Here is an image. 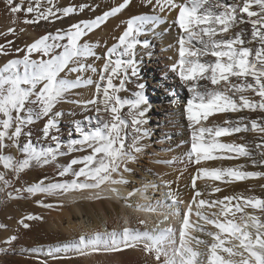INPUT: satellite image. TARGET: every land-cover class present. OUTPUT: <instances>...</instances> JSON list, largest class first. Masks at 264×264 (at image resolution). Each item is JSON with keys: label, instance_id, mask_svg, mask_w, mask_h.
Instances as JSON below:
<instances>
[{"label": "snow or ice", "instance_id": "obj_1", "mask_svg": "<svg viewBox=\"0 0 264 264\" xmlns=\"http://www.w3.org/2000/svg\"><path fill=\"white\" fill-rule=\"evenodd\" d=\"M7 3L11 13L22 10L19 4L13 3V0H7ZM49 3H52V0H49ZM130 4L131 0H122L94 19L78 21L71 24L67 30L57 29L55 35L46 33L26 46L22 58L11 59L0 67V150L8 147L5 144L7 139L13 142L24 157L17 161L11 155L0 154V163L5 169H11L17 179L19 173L30 166L54 164L58 157L64 154L58 136L59 118L63 113L57 110V105L66 100L71 90L95 84V94L91 99L83 102L71 101L80 105L84 111L91 107L96 113L95 117L85 118L88 121L86 126L81 121L74 122L79 138L69 142L67 151L69 153L88 151V154L73 158L57 173L61 178L70 175L72 179L46 183L48 178L44 177L26 189H16L17 193L27 191L32 195L42 193L62 196L74 191L103 190L107 187L113 194L119 195L115 186L128 183L124 178V173L132 172L128 164L137 161L147 147L143 141L149 135L145 125L148 122L146 114L150 106L143 91L145 84L139 82L140 68L135 50L141 44L144 48L149 47L148 41L141 42L138 39L140 35L146 32L155 33L160 23L167 22L164 17L156 14L157 9L159 13L173 11L177 13L173 24L179 29L176 40L178 59L170 68L191 94L184 105V111L188 127L191 129L190 151L187 158L190 163L197 166V176H194L192 181L193 189L196 190V179L200 174L216 181H222L226 177L235 181L264 177V172L240 170L243 166L211 169L200 167L202 161L217 159L218 157L214 155L217 152L251 156L245 145L221 142L218 138L248 130L264 134V117L251 120L250 129L248 124L244 123L246 118L243 116L239 117L236 126H232L233 122L228 120L224 122L229 125L227 127L215 124L204 126L202 123L216 113H235L241 109L253 111L259 109L264 112V0H241L240 3H228L225 0H145L146 6H151L154 14L137 15L128 19L125 31L118 38V44L107 50L99 80L93 81L91 77L84 78L82 75L68 79V73H83L89 69L93 73L97 72L93 64H85L83 61L88 57L97 60L100 57L96 55L93 45L87 41L81 43V40L87 33L99 28L108 17L121 13ZM253 6L258 10H253ZM54 7L55 5L40 12L37 0L36 8L29 6L26 10L28 13L35 11L37 13L35 18L26 20L25 23L36 24L50 18L58 20L61 17L57 13L67 17L77 11L74 6L55 8V11ZM80 7L83 9L86 6ZM244 24L251 25L250 41L244 38L247 34ZM230 29L233 30L232 35H228ZM14 31L15 29L9 28L7 34ZM65 38L66 43H62ZM252 41L259 44L254 54L253 49L245 46ZM12 43L7 42L9 47L0 45V53L9 55ZM15 51L19 53L21 49ZM33 53L40 54V58L33 59ZM116 54L126 59L113 60L111 57ZM62 73L64 75H61ZM249 77L251 82L247 79ZM230 78L240 82H234ZM114 80H119V83H114ZM129 84L135 85L131 95H120L130 91ZM248 90L255 93L259 100L244 95ZM234 97H238V100ZM40 119L45 120L43 138L50 139L55 147H38L33 144L30 126ZM93 119L96 121L95 127L91 123ZM21 136L26 138L22 146ZM256 148L264 149V138H261ZM260 155L264 156V151H261ZM224 158L235 157L229 155ZM252 163L264 165V159L260 161L253 159ZM75 165L82 166L76 170L73 167ZM11 184L12 181L6 178V173L0 172V192H4ZM165 185L169 189L167 196L172 201L171 215L178 216L179 205L183 201L171 191V182H165ZM212 191L215 193L221 189L216 187ZM133 194L129 192L128 197ZM199 195L201 193L196 191V196ZM7 196L12 198V193L8 192ZM193 199L195 200V197ZM234 199H243L244 206H251L264 213V198L226 196L210 204L200 199L195 215L204 223H197L195 231L211 237V244L195 236L189 239V230L193 228L190 223L192 205L189 204L179 228L178 247L175 246L176 232L171 226L152 231L147 229L141 231L138 227L126 226L119 230L82 233L71 242L54 251L50 250L49 255L58 258L56 253L70 251L79 257L113 256L142 247L146 255L154 258L156 264H264V220L254 214L242 215L239 223L229 219V213L235 217L236 212H243L241 204L237 203L234 206L231 204ZM37 203L45 208L59 207V204L43 201ZM206 204L210 207L216 205L222 207L219 213H213L212 217H209L200 210ZM143 210L156 211L151 205H145ZM221 216L223 220L220 219ZM36 219L42 217L29 214L19 223L28 228L30 225L25 221ZM168 219V216L164 218L165 221ZM138 223L145 225L146 221L139 220ZM206 225H213L218 231H208ZM229 237L239 241V244L226 246ZM17 238L13 235L5 240V244H11ZM193 241L196 245H206L207 251L194 249ZM166 244L172 246L171 250L165 247ZM8 250L0 249V253Z\"/></svg>", "mask_w": 264, "mask_h": 264}, {"label": "bare ground", "instance_id": "obj_2", "mask_svg": "<svg viewBox=\"0 0 264 264\" xmlns=\"http://www.w3.org/2000/svg\"><path fill=\"white\" fill-rule=\"evenodd\" d=\"M68 1L69 0H65V4H67ZM80 1H82V3H93L97 5L98 9L97 11L95 10L96 12L91 11V15L90 13L85 14L86 16H84V18L86 19L91 18L92 15L99 16L103 12H105V9H111V6L114 7L122 2V0ZM133 2L135 5H138L140 7L139 10L130 12L127 11L128 9H125L121 13H117L111 18H108L99 28H97V31L87 37V39H85L84 41H87L88 43L93 45L94 51H98L100 49L108 50L113 45L118 44V38L125 31L127 21L130 17L143 14H154V12L149 11V6H146L145 0H136ZM0 9H2V7ZM2 14L3 13H0L1 23H3ZM176 14L177 13L175 11L171 13H162L167 22L160 23L155 33L146 32L145 34L140 35L138 39L141 42L148 41L149 47L144 48L141 44L137 46L135 51L136 60L140 68L139 82L145 84V88L143 91L147 96L150 106L149 111L146 114L148 122L145 127L148 130H156L155 134H157V140L153 144L150 142L149 136L143 141V143L147 145L145 150H147V148H150L152 152L158 153L160 151V148H156L155 146L169 145L170 147L172 146L173 148H175V151H177L176 153H181L180 158L186 161L188 160L187 153L190 151L191 129L188 127V121L186 120L184 111V105L186 102L181 103L180 101L182 99H178V97H176V86L178 88V92H180V90H183L186 93L187 89L179 80V78L171 71L170 68V65L173 63V61L176 62V60L178 59L176 40L179 34V29L173 24V21L176 18ZM24 17L28 18L29 16L27 17L26 15H24ZM24 20L25 19H23V21ZM4 23L6 25V27L4 28L7 29L8 27H15V29L18 30L23 29L24 35L22 34V40H25V50L23 49L24 52L22 50V53L19 52L20 54L10 53L9 55H5V57L2 58L0 62V66H3L7 61L11 59L22 58L25 55L27 45L31 44L36 38H39L46 33H52L53 35L56 34V31L58 29L57 25L52 27H46L43 25L32 26L31 24L26 25L25 22L23 23L19 17H15L14 15H11L8 18L6 16V18H4ZM248 25L251 28V25ZM247 27L248 26H246L245 28ZM166 29H168V31H165ZM11 38L12 35H2V39L4 41L10 40ZM1 41L0 45H3L4 42H2L1 44ZM6 43L7 42H5V44ZM170 45L171 47H169ZM14 50L11 52H15ZM120 50H122V47ZM57 52H59V50H57ZM32 58H40V54L33 53ZM111 58L113 60L117 58L126 59V57H118V54L113 55ZM102 61L103 62L101 64L98 62L100 66L98 68V75L95 81L99 80L100 69L105 62V58ZM61 75L64 74L62 73ZM77 75L79 74L68 73V79H75ZM82 76L84 78H92V75H90V69L87 71V75L84 72ZM114 83L118 84L119 80H114ZM93 85L94 86H81L71 90L66 97V100L57 105V110L62 111L63 113V115L59 118L60 122L58 136L62 145L61 151L64 154L60 155L54 164L48 165V171L45 172V174L48 173L47 181L49 182L72 179L70 175L61 178L57 175V173L62 166L68 165L73 158L88 154V151L69 153L67 151V145L72 139L79 138V134L75 131L74 122L81 121L86 126L88 125V121L85 118L96 116L94 109H92L91 107H89L87 111H84L80 105L71 102L72 100H79L83 102L91 99L95 94V84ZM172 86H175L174 91ZM128 88L130 90L128 93H120V95L130 96L131 91L135 90V85L129 84ZM190 95L191 94L188 92V99L190 98ZM181 97L184 98L183 95ZM44 122V119H40L35 121L30 126V131L32 133L31 140L33 144L38 147H55L54 142H52L50 139L43 138L42 129L44 126ZM91 123L92 126L95 127V119H93ZM170 133H173V135L171 137H168L169 135H171ZM260 135L261 138H264V134L260 133ZM6 141H8V143L10 144L8 145L9 149L11 146L12 150L8 155L15 157L17 161L22 160L24 158L23 154L18 150L13 142L7 139L5 140V142ZM166 141H168V143ZM24 142H26V138L24 136H21V146ZM260 142L261 139L259 143ZM145 150L139 155V158L145 157ZM261 151H264V149H259V153L256 156L257 161L264 159V156L260 155ZM160 156L156 154L154 160L163 159ZM139 158L137 161L130 162L128 164V167L132 169V172L124 173V178L128 181V183L115 186L119 191L118 196L113 194L107 187H105L103 190L74 191L70 194H65L62 196L49 195V201L59 204V206L61 207V210H59L61 212H49L44 207H39V210L42 211L41 213L45 215V218L36 219L33 222L32 227L28 231L22 230V228L17 225V227L14 228H16L18 231L12 228L14 231L9 230L8 232H6V235H8V233H11V236L15 235L18 238L10 244V248L8 251H6V254L2 255V253H0V264H44V262H47V264H156L154 258L152 256L146 255L142 247L138 249L128 250L124 253L113 256L91 255L79 257L74 253L67 251L56 253V257L58 258H54L53 256L49 255V251H54L56 248H59L64 244L71 242L74 238H77L82 233H92L96 230H119L126 226L133 228L138 227L141 231H144L145 229H147L148 231H152L157 228L162 229L171 226L176 232L175 246L178 247L179 228L181 226L184 211L187 209L189 204L192 205L190 223L193 225V228L189 230V239L192 236H195L199 237L200 239L206 240L208 241V244H211V237L207 236L203 232L195 231V225L197 223H204L195 215L199 200L204 199L208 201L209 204L211 203L209 201L211 193L208 191V187L205 185V181L200 178V180H196V190H194L192 187L193 180H189L188 171L185 169V166L182 167V170L176 169V171H174L173 169L171 171L167 167L158 165L157 162H151L149 165L143 164L140 162ZM1 165L2 167H0V172L6 173V178L12 180V178L15 177L16 174L11 169H5L2 163H0V166ZM81 166L82 165H75L73 167L78 170ZM257 166L259 167L258 171L264 172V165H260L259 163H257ZM36 172L38 173V171ZM39 174L41 173L39 172ZM165 182H171V191L174 192L181 201H183V203L179 205L180 215L178 216L171 215L172 209L170 205L172 201L167 196L169 189L168 187H166ZM257 183V186H259L258 198H264V179ZM215 184L216 183H214V185ZM152 185H158V187H152ZM196 191H199L201 195L196 196ZM129 192H133L134 194L131 197H128ZM38 194L39 195L37 196V198L40 200L46 197L44 196L46 194ZM194 197L195 200L193 199ZM209 204L204 205L202 208H200V210L209 217H212V214L214 212L213 208L210 207ZM145 205H151L156 209V211L150 212L143 210ZM166 216L169 217L167 221L164 220ZM259 217L264 220V213H262L260 210ZM139 220H145L146 224L140 225L138 223ZM125 221H127V223H125ZM205 227L208 231H218L213 225H206ZM238 242L239 241H234L233 244L237 245ZM192 246L194 249H197L201 252L207 251V247L204 244L196 245L193 241ZM226 246L232 245H229L226 242ZM31 247L35 249L37 248L38 253L36 256L39 257L40 260H37L38 258L33 259L31 256L29 257V259L23 257V252L26 251L25 254H29L28 251L32 249ZM165 247H168L169 250H171L172 246L166 244Z\"/></svg>", "mask_w": 264, "mask_h": 264}, {"label": "rangeland", "instance_id": "obj_3", "mask_svg": "<svg viewBox=\"0 0 264 264\" xmlns=\"http://www.w3.org/2000/svg\"><path fill=\"white\" fill-rule=\"evenodd\" d=\"M133 1H136V0H131L130 6L128 8H126V10L128 9L127 11L135 12V11L140 9V7L138 5H135ZM225 2H228V3H240L241 0H225ZM13 3L14 4H19L21 6L22 10L17 12V13H11L10 10H9V7H8L7 0H0V8L2 7V9H0V13H3L2 14L3 15V17H2L3 18V20H2L3 23H1V21H0V33L6 32V33H4V35L7 34V30L9 28H11V27H8V29L4 28V27H6V25L4 23V18H6V16H7V18L10 17L11 15H14L15 17L17 16L24 23L25 20H27V19L28 20H33L35 18L36 14H37L35 11L33 13H28L26 11L29 6H32V7L36 8L37 7V0H13ZM65 3H66L65 0H52V3H49V0H39V11L40 12L46 11L49 7H52L53 5H55V7L53 8L54 11H55V8L63 9L65 7H68V6L76 7L77 11L75 13L70 14L67 17H64L61 13H57V15H59L61 17L58 20H56L54 18H50L48 21H40L39 23L31 24V25L32 26L33 25L34 26L35 25L36 26L37 25H43V26H46V27H52V26H56L57 25L58 29L67 30L68 27L71 24L77 23L78 21H82V20H91V18H93V17L95 18L96 17V15H92L91 18H87V19L84 18V16H86L85 14L90 13V15H91L92 12H96L97 11L98 8H97L96 4H93V3H82V1H80V0H69L67 4H65ZM82 5L86 6V7L81 9L80 6H82ZM109 9H105V11L106 10L108 11ZM148 9H149V11L153 12V8L151 6H149ZM253 10H258V9H256L255 6H253ZM6 13H7V15H6ZM156 14H159L160 16L164 17L162 15V13H159L158 9L156 10ZM24 15H26L27 17L29 16V17L25 18ZM111 17L112 16H110L108 18H111ZM23 19H25V20L23 21ZM245 19H247L246 15H245ZM27 24H29V23H26V25ZM50 24H51V26H50ZM245 25H243L244 28L246 26L249 27L248 24L246 26ZM248 27L245 28L247 30V34L244 37L246 41H250L251 40V35H250L251 28L249 27V29H248ZM13 29H15V27ZM95 31H97V29H94L92 32L87 33L86 37L82 38L81 43L84 42V40L87 39V37H89ZM248 32H250V33H248ZM22 34L24 35L23 29H20V30L15 29L14 33L7 34V35H12V38H13V39L11 38L12 40L10 39V40H7V41L6 40L4 41L2 39V35H0V37H1L0 39L2 40V41L0 40L1 44H2V42H4L3 45H5V47H8L7 43L5 44V42L12 41L13 43L10 45L11 51H13L16 48V49H21L20 53H22V50L24 49V45H25L24 44L25 40H22L23 39L22 38V36H23ZM232 34H233V30L230 29L228 35H232ZM66 39L67 38H65L64 42L62 41V43H66ZM245 46H248L251 49H253V54H254V50L257 47H259V44L256 41H252L251 43H246ZM24 50H23V52H24ZM106 51H107V49H104V50L100 49L98 51L95 50L96 55L99 56L100 59L97 60L94 57H88V58L84 59V61H83L85 64H93L97 68L96 74L93 73L90 70V75H92V80L93 81H95L97 79L98 68H99L100 64L103 62L102 60L106 57L105 56L107 54ZM105 52H106V54H105ZM10 53L13 54V53H17V52L15 51V52H10ZM20 53H18V54H20ZM4 57H5V55L0 53V62H1L2 58H4ZM252 58L253 57H250V59H252ZM95 62H96V64H95ZM174 62L175 61H173V63ZM70 65L72 66V64H70ZM73 66H76V65H73ZM0 67H2V66H0ZM87 71H85L86 75H87ZM77 74L82 75V74H84V72L81 73V74L80 73H77ZM230 79H232L234 82H240V81H236L235 78H230ZM247 79L249 80V82H251V78L250 77L247 78ZM92 86H94V85H92ZM174 87L175 86H172L173 91H174ZM176 89H177L176 97H178V99H182L180 101L181 103L186 102L188 97H189L187 90H186V93H185L183 90H180V89H179L180 92H178L177 86H176ZM182 95H183L184 98L181 97ZM244 95L249 96L250 98H252L254 100H259V97L255 93H253L251 90L246 91L244 93ZM234 98H236L238 100V97H234ZM263 114H264V112L260 111L259 109L255 110V111L249 110V109H241L240 111L235 112V113H227V114L216 113L213 116H210L208 118L209 121H202V123L204 124V126H212L213 124H215V125L227 127L229 125L225 124L224 122L226 120H228V121H232L233 122L232 126H236V122H238L239 117L243 116V117L246 118L244 123L248 124V127L250 129L251 128L250 121L251 120H259L260 117H264ZM242 126L243 125H241V127ZM155 131L156 130H154V129H153V131L151 129L148 130V133H149L148 136H149L150 142L152 144L157 140V138H156L157 134H155ZM170 134L171 135H169L168 137H171L173 135V133H170ZM206 138H207V134H206ZM218 139L221 142H225V143H235L237 145H245L249 149V151H251V156H248V157L239 156L237 153H234V152L233 153H227V152L219 153V152H217V153H214V155H216L218 157L217 159L212 160V161H202L201 164H200V167H205V168L211 169V168H229V167L235 168L237 166H243V167L240 168V170H242V171L260 172V171H258L259 167L257 166V164L253 165V163L251 162L253 159L257 160L256 156L259 153V149L256 148V145L259 143V141L261 139V135H260L259 132L251 131V130L241 131V132H238V133H232L231 135H228V136L220 137ZM166 142L168 143V141H166ZM5 144L6 145H10L8 143V141H6ZM155 147L156 148H160V151L158 153H156V152H152V150L150 148H147V150H145V157L139 158L141 163L149 165L151 162H157L158 165H160L162 167L163 166L167 167L171 171L173 169H174V171H176V169L177 170H180V169L182 170V167L185 166V169L188 171L189 180H191V179L193 180V177L197 176V166L192 164V163H190L189 160H186V161L182 160L180 158V156H181L180 154L181 153L180 154H179V152L176 153L177 151H175V148H173L172 146L170 147L169 145L168 146H165V145L164 146H155ZM11 151H12L11 150V146H10V149H9V146H8V147H5L4 149L0 150V154L8 155ZM156 154L158 156L161 155L160 157H162L163 159L154 160L155 159L154 157L156 156ZM229 155L232 156V157H235V158H231V159L224 158L225 156H229ZM159 161H170L171 163H163V162H159ZM175 162H177V163H175ZM0 167H2V165ZM40 170L44 171V172H41ZM36 171H38V173ZM47 171H48V165L30 166L28 169H25L24 171L19 173L18 179L16 178V176L13 177L12 180L10 179L12 181V184L9 186V188L6 189L4 192H0V249H5V248L9 249L10 248V244H5V240L7 238L11 237V233L10 234L8 233V235H6L7 234L6 232H8L9 230L16 229L14 227H17V225H19L22 228V230L28 231L32 227L33 222L35 221V220H26L25 222L28 223L30 225V227L24 228L22 226V224L19 223V221L21 219L25 218L29 214L45 218V215L43 213H41L42 211L39 210V207H43V206L38 204L37 201H43L44 203L56 204V203H54L52 201H49L50 200L49 195H44L46 197H44V199L40 200V199L37 198V196L39 195L38 193L35 194V195H32V194H29L27 191H21L19 193H17L15 191L16 189H26L28 186H30V185H32V184H34L36 182H39L44 176L48 177V173L45 174V172H47ZM39 172L42 174V176H41V174H39ZM36 174H38L39 176L36 175ZM39 177H41V178H39ZM199 178L202 179L203 181H205V185L208 187V191L211 193L210 194L211 196H210V199H209L210 202L218 201V200H220V199H222L223 197H226V196H230V197L234 196V197H237V198H240V197H244V198L257 197L258 198L259 186H257V184H258L257 182H259L262 179H264V177H257V178H247V179L242 180V181H235V180H229V178L226 177L222 181H216V180H213L211 177L204 176L203 174H200L196 180H200ZM47 182H49V181H47ZM214 183H216V184L214 185ZM255 184H256V186H255ZM216 187H219L221 189V191L214 193L212 191V189L216 188ZM8 192L12 193V198H8V196H7ZM237 203H239V204H241V206H243V212H236L235 217H232L231 213H229V216H228L229 219H234L235 222L239 223V222H241L240 221V217L242 215L254 214V215L259 216V209H253L251 206H244V200L243 199H234L231 202V204L233 206L236 205ZM221 207H222L221 205H216V206L212 207L213 208V212L214 213H219ZM60 208L61 207L59 206V207L45 208V209L48 210L49 212H58V213H60L61 212ZM233 211H235L234 207H233ZM220 219L223 220L224 218L221 216ZM234 241L235 240H233V238L229 237L227 243L229 245H232ZM238 244H239V242L237 243V245ZM31 248L32 249H30L28 251L29 254L26 255L25 254L26 251L23 252L24 253L23 257H26L27 259H29V257L31 256L33 259L34 258L35 259L38 258L37 260H40L39 257L36 256L37 253H38L37 252V248L36 249L33 248V247H31ZM3 254H6V252H2V255ZM235 259H238V257H235ZM21 264H26V263H21Z\"/></svg>", "mask_w": 264, "mask_h": 264}]
</instances>
